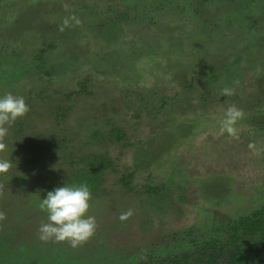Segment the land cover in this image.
I'll return each mask as SVG.
<instances>
[{"label": "rangeland", "instance_id": "1", "mask_svg": "<svg viewBox=\"0 0 264 264\" xmlns=\"http://www.w3.org/2000/svg\"><path fill=\"white\" fill-rule=\"evenodd\" d=\"M190 2L13 0L0 11L2 69L37 74L0 77V94L29 106L0 151L12 163L0 174V264H133L211 217L264 205V37L239 53L245 40L222 21L209 38L195 24L191 39L182 33ZM72 16L79 24L61 31ZM229 105L243 113L236 138L220 132ZM102 160L96 174L80 164ZM80 168L100 179L90 191L94 235L75 248L41 241L40 198Z\"/></svg>", "mask_w": 264, "mask_h": 264}, {"label": "flooded vegetation", "instance_id": "2", "mask_svg": "<svg viewBox=\"0 0 264 264\" xmlns=\"http://www.w3.org/2000/svg\"><path fill=\"white\" fill-rule=\"evenodd\" d=\"M12 1L13 0H0L1 13L4 12V15L6 14L9 6L12 5ZM14 1L16 2V0ZM189 1L191 2L188 5L191 6H189L186 11L188 13L187 17H189V24H187L184 28L185 31H182V33L186 34V36H189L191 39L196 37L194 31L190 30L195 24H197V27H203L204 30H207L209 36L203 38H209L211 34L217 33L219 30L221 31V29L214 27L218 25L221 26L218 22L221 23L222 21V23H228L232 26V29L235 30V37L237 35L245 40L244 42L246 45L244 46V44H242L240 46L239 53L247 51V42L250 43L256 36L261 35L264 37V0ZM195 3H198V7ZM36 8V6H31L30 10L34 11ZM202 9L205 11L200 14L199 11ZM206 9L212 10L214 14L216 13L215 16L217 17V21H213L215 18H213L212 14V18L208 15L206 16ZM106 12H104V14ZM35 13L37 12L35 11ZM86 14H89V11H86ZM199 14L200 16H198ZM94 15L100 16L99 13H95ZM102 25L105 26V24H101L98 27L102 28ZM110 28L111 27H109V29ZM103 33H107V31H103ZM101 38L109 42L108 33L105 37ZM256 46L264 53V45L261 44L260 46L256 44ZM248 50H252V47H249ZM43 64L44 63L39 67ZM8 66V71H4L0 65V77L29 76L30 79L37 75L30 67L28 68V72L25 70L21 73V70H19L21 68H18V66ZM115 137L117 139L120 138L117 134ZM80 164L89 165L88 169H94V173L96 174L100 173L96 166L99 165L100 168L105 169L107 161L102 160V163L97 162L93 165L90 161L81 162ZM88 169L83 168V171L82 168H80L78 171L79 177L75 173L74 182L71 181L68 183L70 185L86 183L90 191L95 190L94 185H97L100 179L98 176H95L96 179L93 184L92 176L94 173L87 174ZM65 184L67 183L65 182ZM122 184L127 186L128 182H122ZM218 222L219 221L211 217L206 222L209 226L189 227L181 233L182 236H178L179 243L164 245L159 251H156V248V250L150 248L148 251L144 252L140 258H137L139 261L134 260L133 264H234V261L238 264H264L263 256L258 255L254 257L256 254L255 250L259 249L264 244V205L260 209L251 212L249 215L233 217ZM248 261H250V263Z\"/></svg>", "mask_w": 264, "mask_h": 264}, {"label": "clouds", "instance_id": "3", "mask_svg": "<svg viewBox=\"0 0 264 264\" xmlns=\"http://www.w3.org/2000/svg\"><path fill=\"white\" fill-rule=\"evenodd\" d=\"M79 24L75 16L63 20L60 30L69 25V20ZM223 95H231L232 89H222ZM29 111L23 96L12 92L0 94V151L6 150L4 138L8 135L11 125ZM242 110L235 105H229L225 116L220 122V132L227 133L233 138L237 137L235 123L242 117ZM12 163L8 159L0 158V174H5ZM91 192L86 183L63 184L47 191L38 207L46 213V219L37 228L38 239L41 241H67L73 248L87 241L95 233L97 223L93 215L88 214L90 208ZM132 215V209L121 213L120 220ZM3 213L0 212V219Z\"/></svg>", "mask_w": 264, "mask_h": 264}, {"label": "trees", "instance_id": "4", "mask_svg": "<svg viewBox=\"0 0 264 264\" xmlns=\"http://www.w3.org/2000/svg\"><path fill=\"white\" fill-rule=\"evenodd\" d=\"M255 252H256V254L254 255V257H257L258 255L264 257V244L262 245V247H260L259 249L255 250ZM248 262L250 263V261H248ZM234 264H238V263H235V261H234Z\"/></svg>", "mask_w": 264, "mask_h": 264}]
</instances>
